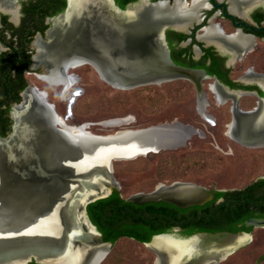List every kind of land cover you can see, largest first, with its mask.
Masks as SVG:
<instances>
[{
	"label": "water",
	"instance_id": "1",
	"mask_svg": "<svg viewBox=\"0 0 264 264\" xmlns=\"http://www.w3.org/2000/svg\"><path fill=\"white\" fill-rule=\"evenodd\" d=\"M100 3L110 9L99 10ZM156 10L153 7L138 14L115 7L113 0H69L68 8L48 32L49 43L42 44L49 58L40 60L39 49L34 58L36 66L44 63L47 74L58 67L64 77L71 67L90 62L105 80L125 88L181 77L200 85V76H209L204 70L181 66L172 60L162 23L153 22L139 29L130 26L155 16ZM93 17L110 23V28L113 25L124 29H112L114 39L118 38L120 43L107 55L90 42L70 43L71 36L86 27ZM65 18L64 23L77 18L82 24L78 28L74 20L68 27L71 33L59 45L50 33L60 29L58 22ZM72 56L81 61L66 68L57 64ZM53 83L59 85L61 81ZM119 119L106 123H124L116 121ZM176 125L183 124L175 121L96 134L86 129L89 123H84L79 125L83 127L80 134L76 132L77 125L68 124L57 112L46 91L26 92L17 107L13 132L7 137L0 136V264H27L32 260L38 264H99L107 248L89 218L88 205L108 196L118 185L113 175L116 160L135 159L186 144L189 136ZM65 128L70 135L65 134ZM22 129L33 141L26 154H21L18 147ZM146 136L150 139L144 144L142 139ZM89 162L92 163L88 165ZM211 198L207 187L174 182L162 183L151 192L129 197L128 201L137 204L166 201L187 207ZM248 224L264 227V218H254ZM251 241L249 233L226 231L190 238L160 234L144 244L157 253L156 264H208L225 260ZM263 259L264 255L255 264H261Z\"/></svg>",
	"mask_w": 264,
	"mask_h": 264
},
{
	"label": "flooded vegetation",
	"instance_id": "2",
	"mask_svg": "<svg viewBox=\"0 0 264 264\" xmlns=\"http://www.w3.org/2000/svg\"><path fill=\"white\" fill-rule=\"evenodd\" d=\"M113 3L117 8L138 14L153 7L157 8L156 24L159 21L164 25L165 41L172 60L181 66L204 70L209 76L206 78L200 76V85L194 81L200 93L198 95L199 113L208 119V106L211 103L206 91L201 86L203 80L211 79L210 88L215 94L217 105L229 104L231 112L229 134L245 145L258 146L264 144V72L258 71L255 66H249L244 70L241 77L236 79L232 75L236 69V63L243 61L249 51L255 50L259 40L264 41V0H113ZM68 4L69 0H0V101H2L1 107L6 109L4 115L0 116L1 137H7L13 132L17 107L23 101L25 93L46 91L28 82L25 74L33 70L38 77L44 79L42 76L47 74V67L44 63L36 66L34 58L39 54V43H49L48 32L54 27L56 18L66 11ZM98 7L101 11L110 9L102 3L98 4ZM77 8L80 9L81 6ZM155 18L152 16L143 18L142 21H135L130 26L139 29L144 23L154 22ZM76 19H70L68 23H64L65 18L64 21L58 22V25L61 24L60 29L50 33L56 44L64 43L65 36L72 31L68 27L74 24ZM81 24V20H79L75 26L80 28ZM109 25L111 24L93 17L86 27L83 26L78 33L71 36L70 43H76L78 40H83L85 43L90 42L107 55L109 50L119 43L117 42L118 38L114 39L112 29L124 31L123 27L112 25L110 28ZM120 36L123 38L122 35ZM19 48L23 50L22 54L31 53V63L26 68H24V63L21 64L23 67L22 77H24L23 81L26 82V86L21 89V100L17 102L14 97L22 86V82L19 83L20 85L18 84L19 67L13 57ZM70 58L80 59L75 56ZM64 61L65 59H63ZM63 62L61 60L60 64H63L64 67L65 62ZM40 66L44 70L42 73L36 72ZM74 75L70 71L67 76L66 74L64 77L61 75L59 81L63 85V91L69 89H66V85L63 83L64 79H69L67 81L69 85H67L71 87L72 83L77 80ZM72 93L76 95L72 96L70 101L64 94L62 97L63 99L66 98L70 106L75 102L73 99L79 95L80 91L73 90ZM243 96L254 97L256 104L251 109H244L241 106ZM51 103L54 104V101ZM175 121L172 120L168 123ZM82 124L71 125L79 126ZM176 127L182 128L180 125H176ZM2 130H5V135H2ZM208 189L212 193L210 200L187 207L166 201L143 204L128 201L129 198L124 197L121 192L119 182L112 192L103 198L117 192L120 197L130 203L127 207H123L126 215L116 219L112 228L117 230L129 228L134 232L151 233L152 237L149 241L160 234H169L176 238H190L194 235L226 231L249 233L252 235L253 241L256 226L248 223L254 218H264V175L241 187L218 188L217 185H214ZM219 191L225 192V194L217 197ZM149 203H166L168 205L157 207V209L164 207L167 212L163 214L151 213V209L140 208ZM139 219L150 220V223L148 225L136 224L135 220ZM193 219L199 221L195 229L189 228V221ZM95 226L101 235L100 240L106 244L103 247L108 248L110 246L111 248L114 244L105 240L103 232L97 225ZM193 229L194 231H192ZM128 235V233L124 234L119 239L131 238L141 243L149 242H142ZM100 247L95 246V249H103ZM245 247L238 249L235 253ZM103 250L105 251V249ZM105 252L104 258L107 254V251ZM262 255L264 252L257 258V261ZM218 263L220 262L208 264Z\"/></svg>",
	"mask_w": 264,
	"mask_h": 264
},
{
	"label": "rangeland",
	"instance_id": "3",
	"mask_svg": "<svg viewBox=\"0 0 264 264\" xmlns=\"http://www.w3.org/2000/svg\"><path fill=\"white\" fill-rule=\"evenodd\" d=\"M249 66L264 72V41L259 40L256 49L236 63L233 77H241ZM41 68L36 72H44ZM69 71L77 80L65 91L62 84H50L33 70L25 75L28 82L49 93V100L54 101L57 112L70 125L89 123L88 129L92 132L109 134L124 128L176 120L183 124L182 129L189 136L186 144L176 149L116 160L113 175L121 185L124 197L151 192L162 183L189 182L207 188L214 185L218 188L241 187L264 175V144L245 145L229 134V104L217 105L210 88L211 79L203 80L201 86L211 103L208 119H205L199 113L200 93L196 83L186 77L125 88L105 80L90 62L71 67ZM73 90L80 93L71 107L62 97L63 94L70 96ZM255 104L252 96L241 98L244 109H251ZM123 117L131 119L118 125L105 124ZM106 251L99 264H156L157 253L131 238L119 239ZM263 252L264 227H256L249 246L218 264H254Z\"/></svg>",
	"mask_w": 264,
	"mask_h": 264
},
{
	"label": "trees",
	"instance_id": "4",
	"mask_svg": "<svg viewBox=\"0 0 264 264\" xmlns=\"http://www.w3.org/2000/svg\"><path fill=\"white\" fill-rule=\"evenodd\" d=\"M21 48V47H20ZM15 53L16 63L19 67V79L18 84L22 82V86H20L19 90L17 91L15 95V100L19 102L21 100L20 91L24 86H26V82L23 81V67L22 63L25 64L24 68L28 67L31 63V53L28 54H22V49H20ZM26 51V50H25ZM14 52V51H13ZM20 85V84H19ZM2 101H0V116L2 117L4 113L6 112V109H3L1 106ZM6 130V129H5ZM5 130H2V135H5ZM225 194V192L219 191L217 192V197ZM161 204V205H160ZM149 203L147 205H143L140 208L143 209H151V213H166L167 210L163 207L160 209H157V207H162L163 205H168L166 203ZM130 205L128 201H125L122 197L119 196L117 192L111 194L107 198L99 199L97 201H94L93 203H90L88 206V213L95 225L98 226V228L103 232L104 239L107 241H110L112 244H115L117 240L124 234H129L128 236L134 237L137 240H140L142 242L149 241L152 237L151 233H142V231L134 232L131 231L129 228L126 230H117L113 227V224L115 223L116 219L122 218L126 213L124 212L123 207H127ZM185 217V216H184ZM136 224H146L148 225L150 223V220H135ZM199 223L196 219H193L189 221V228H194ZM194 226V227H190ZM113 229V230H112ZM194 229L192 231H194ZM112 231L113 233H111ZM29 264H38L35 260H32Z\"/></svg>",
	"mask_w": 264,
	"mask_h": 264
},
{
	"label": "bare ground",
	"instance_id": "5",
	"mask_svg": "<svg viewBox=\"0 0 264 264\" xmlns=\"http://www.w3.org/2000/svg\"><path fill=\"white\" fill-rule=\"evenodd\" d=\"M154 15L155 16H152V18H155V17H158L157 16V12H154ZM99 20H101V19H99ZM101 21H103V20H101ZM156 21H157V18H155V20H154V25L156 24ZM146 24H153V22H147V23H144V24H139V25H141L142 27H143V25H146ZM137 27H138V25H137ZM105 29V28H104ZM110 37H111V34H110ZM112 42H113V38H112ZM120 43V42H119ZM38 49H40V51H41V54H40V56H39V59L41 60V59H45V57L46 58H49V56H46L47 55V53L45 54L44 52L45 51H43L44 50V48H43V46H42V44H40L39 43V48ZM76 61H77V63L78 62H80L81 61V59H74V58H68V59H66L64 62H65V65H64V67L66 68L69 64H74V63H76ZM63 62V61H62ZM63 62V63H64ZM58 63H60V62H57V64ZM58 68V67H57ZM57 68H55L51 73H49L48 75L46 74L45 76H43L45 79H47V81H49V82H57L58 80H60L59 78L61 77V75H60V72H58V70H57ZM69 79H64V85L66 84H68V81ZM69 88V87H68ZM67 89V88H66ZM70 95V94H69ZM74 95H76V94H74V93H71V95L70 96H67V99H68V101H70V98L72 97V96H74ZM128 118V119H127ZM131 119V118H130ZM130 119H129V117H124V118H121V120L119 119V120H116V121H119V122H128V120L130 121ZM115 121V122H116ZM105 124H107L106 122H105ZM78 129L76 130V132L77 133H80V134H82V131H83V127L82 126H78L77 127ZM177 128V127H176ZM178 128H180V127H178ZM65 134H67V135H70L69 134V131L67 130V128H65ZM20 134H21V142H20V144L18 145V147L20 148V150H21V154H26V152L28 153L29 151H27V150H30V147H32V144H33V141H32V136L27 132V131H25V130H21V132H20ZM66 135V136H67ZM150 139V137L149 136H146L145 138H143L142 139V142L144 143V144H147V140H149ZM152 139V138H151ZM133 144V143H132ZM130 146H133V145H130ZM129 148H131V147H129ZM28 156V155H27ZM93 161H95V160H93ZM92 161V162H93ZM92 162H89V163H87L88 165H90V163H92ZM251 239V238H250ZM157 264H159V262H157Z\"/></svg>",
	"mask_w": 264,
	"mask_h": 264
}]
</instances>
